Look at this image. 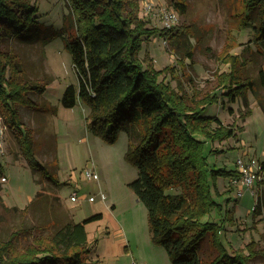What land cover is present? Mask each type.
I'll list each match as a JSON object with an SVG mask.
<instances>
[{
    "label": "rangeland",
    "instance_id": "374dc122",
    "mask_svg": "<svg viewBox=\"0 0 264 264\" xmlns=\"http://www.w3.org/2000/svg\"><path fill=\"white\" fill-rule=\"evenodd\" d=\"M32 1L39 8L40 26H33L25 37L5 35L1 47L20 55L28 79L46 83L42 94L29 92L33 106L19 105V109L23 126L33 131L37 158L49 166L59 185L33 171L24 157L20 135L5 124L0 112V130L4 131L0 135L4 142V152L0 153V237L8 240L20 228L34 230V226L47 222L50 228L44 231H53L67 221H82L101 212L102 218L86 224L87 244L91 248L87 264H172L166 249L152 241L146 206L130 186L138 176V168L126 158L127 132L121 131L114 142L106 141L91 131L90 108L86 104L70 108L61 102L65 88L71 83L78 84L72 56L64 37L58 34L75 32L67 0ZM137 1L139 16L147 21L148 27L163 28L160 17L145 10L148 0ZM149 1L154 2L156 11L165 6L178 12L179 21L172 27L173 33L177 28L188 29V36L180 38L182 43L166 40L161 32L144 40L139 55L141 59L152 60L154 68L161 71L160 80L169 82L177 91L182 88L181 92L189 96L216 89L217 75L232 69L230 63L220 60L229 45L231 54L240 57L237 69L253 81L255 91L248 92L247 103L244 98L230 101L224 97L207 106V115H217L225 124L236 126V134L230 138L206 141L210 166L236 169L239 156L254 157L262 163L264 45L256 43L254 29L244 23L249 21V2L178 0L186 4L183 14L174 7L176 0ZM184 39L192 45L193 60L180 59ZM92 161L99 174L97 180H89L85 174ZM229 179L224 175L218 177L221 194H216L224 212L228 208L233 213V221L222 233L223 243L230 251L242 248L248 255L247 245L254 242L257 253L249 264H264V172L253 186L254 195L251 188L243 185L244 193L239 196V185L229 184ZM75 191L77 201L71 199ZM91 196L94 201L89 200ZM207 218L218 221L220 214L213 211ZM32 235L33 232L28 233L22 244L31 241ZM205 248L206 259L216 254L208 245Z\"/></svg>",
    "mask_w": 264,
    "mask_h": 264
},
{
    "label": "trees",
    "instance_id": "16d2710c",
    "mask_svg": "<svg viewBox=\"0 0 264 264\" xmlns=\"http://www.w3.org/2000/svg\"><path fill=\"white\" fill-rule=\"evenodd\" d=\"M247 1L249 21L244 23L254 29L256 43L264 45V0ZM67 2L75 32L58 34L72 56L78 84L65 88L61 102L70 108L86 104L91 131L106 141L114 142L121 131L127 132L126 158L138 168L130 186L146 206L152 241L166 249L172 264H249L257 253L254 242L247 245L248 255L242 248H226L222 233L233 221V213L228 208L224 212L216 199L221 194L218 177L229 176L232 185L240 177L238 168L214 169L206 154V141L236 134L235 124L207 115V106L224 97L230 101L244 98L247 103L248 92L255 91L250 77L237 69L240 57L226 45L220 60L232 69L217 75L216 89L189 96L160 80L161 71L152 60L139 55L144 40L152 35L161 32L166 40L182 43L180 38L188 36V29L177 28L173 33L174 28L148 27L139 16L137 0ZM174 7L183 14L186 11L183 1H174ZM38 11L32 0H0V112L5 124L20 135L24 157L33 171L59 185L49 166L37 158L33 131L23 126L19 109V105L33 106L29 92L42 94L46 83L28 79L20 55L1 47L5 35L25 37L33 26H40ZM184 45L180 59L193 60L192 45L186 39ZM213 211L220 214L218 221L207 218ZM102 216L95 213L45 232L50 228L47 222L34 230L20 228L8 240L0 237V264H87L91 248L86 224ZM31 232L32 240L22 244ZM205 245L216 252L210 259L204 256Z\"/></svg>",
    "mask_w": 264,
    "mask_h": 264
},
{
    "label": "built area",
    "instance_id": "2783aa9c",
    "mask_svg": "<svg viewBox=\"0 0 264 264\" xmlns=\"http://www.w3.org/2000/svg\"><path fill=\"white\" fill-rule=\"evenodd\" d=\"M145 10L154 11L155 15H158L163 22L165 28H172L179 21V14L175 9L167 8L165 6H160L156 11V5L152 1H146ZM3 129L0 130V135L3 133ZM4 152V142L2 140V136L0 139V153ZM237 168L240 174V177L233 180L232 184L239 185L238 195L241 196L244 193V189H242L243 185L247 186V188H251V193L254 195V184L260 180L262 172H264V165L260 162V160L256 158H244L239 156L237 159ZM85 174L89 180H97L99 179V174L95 167V162L92 161V165L85 170ZM104 198V195L102 196ZM71 199L74 201L78 200V193L75 191L71 195ZM94 197L91 196L89 198L90 201H94Z\"/></svg>",
    "mask_w": 264,
    "mask_h": 264
},
{
    "label": "crops",
    "instance_id": "0c3cea01",
    "mask_svg": "<svg viewBox=\"0 0 264 264\" xmlns=\"http://www.w3.org/2000/svg\"><path fill=\"white\" fill-rule=\"evenodd\" d=\"M133 257V259H134V256H132Z\"/></svg>",
    "mask_w": 264,
    "mask_h": 264
}]
</instances>
